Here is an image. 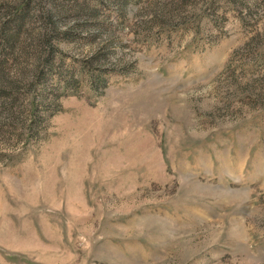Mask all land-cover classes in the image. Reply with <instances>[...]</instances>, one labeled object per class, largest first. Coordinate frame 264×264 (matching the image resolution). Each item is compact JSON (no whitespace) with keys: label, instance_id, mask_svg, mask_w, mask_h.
Listing matches in <instances>:
<instances>
[{"label":"rangeland","instance_id":"374dc122","mask_svg":"<svg viewBox=\"0 0 264 264\" xmlns=\"http://www.w3.org/2000/svg\"><path fill=\"white\" fill-rule=\"evenodd\" d=\"M0 264H264V0H0Z\"/></svg>","mask_w":264,"mask_h":264}]
</instances>
